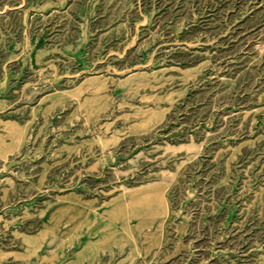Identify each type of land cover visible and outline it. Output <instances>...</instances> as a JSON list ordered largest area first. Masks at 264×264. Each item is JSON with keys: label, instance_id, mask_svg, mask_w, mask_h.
I'll list each match as a JSON object with an SVG mask.
<instances>
[{"label": "rangeland", "instance_id": "374dc122", "mask_svg": "<svg viewBox=\"0 0 264 264\" xmlns=\"http://www.w3.org/2000/svg\"><path fill=\"white\" fill-rule=\"evenodd\" d=\"M0 264H264V0H0Z\"/></svg>", "mask_w": 264, "mask_h": 264}]
</instances>
